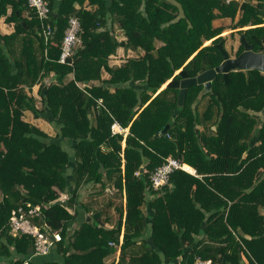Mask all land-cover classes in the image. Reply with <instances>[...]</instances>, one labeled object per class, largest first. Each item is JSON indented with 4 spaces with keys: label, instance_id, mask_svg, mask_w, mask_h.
Here are the masks:
<instances>
[{
    "label": "trees",
    "instance_id": "16d2710c",
    "mask_svg": "<svg viewBox=\"0 0 264 264\" xmlns=\"http://www.w3.org/2000/svg\"><path fill=\"white\" fill-rule=\"evenodd\" d=\"M45 1L47 43L28 0H0V19L15 23L0 36V264H108L118 251V264H243L242 255L264 264V74L231 72L228 83L219 74L212 93L199 98L202 86H191L181 105L180 90L165 87L179 70L196 77L219 66L226 30L264 52V0ZM71 18L80 43L61 64ZM121 48L134 57L112 66ZM37 84L40 107L29 94ZM26 112L49 114L56 136ZM115 122L126 137L112 134ZM167 157L198 177L179 170L154 191L150 175ZM83 189L113 194L102 209L92 195L82 201ZM27 205L46 206L31 221L60 233L61 262L37 263L33 239L10 233L12 211ZM80 212L91 221L74 225Z\"/></svg>",
    "mask_w": 264,
    "mask_h": 264
},
{
    "label": "built area",
    "instance_id": "2783aa9c",
    "mask_svg": "<svg viewBox=\"0 0 264 264\" xmlns=\"http://www.w3.org/2000/svg\"><path fill=\"white\" fill-rule=\"evenodd\" d=\"M242 1L244 0H225L226 3ZM28 6L37 14L39 21L41 22L44 40L47 43L52 36L53 31L52 26L47 22L51 13L48 2L45 0H28ZM79 32L80 23L78 19L71 18L69 26L65 31L59 63L66 64L73 58L75 49L80 43ZM79 87L83 88V86L80 85ZM98 103L101 105L102 101L99 100ZM125 130L126 129H123L117 122H115L111 127L113 135H125ZM179 170L192 176H198L197 171L194 168L189 167L173 157H167L164 160V163L158 166L150 175V184L152 189L154 191H160L168 186L170 184L172 174ZM43 208H46V206L27 205L26 209L19 207L18 209L12 211L9 219L10 233L12 236L31 237L34 243V256L38 257L49 255L55 249V244L61 239V235L58 231H43L36 224L32 223V218L39 217ZM120 241H122V237ZM25 264H27V262ZM195 264H212V261L197 259Z\"/></svg>",
    "mask_w": 264,
    "mask_h": 264
},
{
    "label": "water",
    "instance_id": "95a60500",
    "mask_svg": "<svg viewBox=\"0 0 264 264\" xmlns=\"http://www.w3.org/2000/svg\"><path fill=\"white\" fill-rule=\"evenodd\" d=\"M52 16L55 17V13H52ZM240 44L243 45L244 51L236 58H230L223 47V43L218 44L216 47L221 52L223 58V62L219 66L207 71H202L196 77H190L184 70H180L177 75L180 76L181 80L172 79L166 83L165 87L180 90L179 104L181 105L186 97L187 89L191 86H202L203 89L199 95L200 97L211 92L213 82L219 74L223 75L225 83H228V75L231 72L244 71L248 75L250 71L256 70L264 74V52H254L253 46L245 41L244 36H241ZM259 115L264 122V108ZM168 128L167 126L166 129L162 131L161 135L165 134ZM144 167L145 163L140 167V174L144 172ZM30 253L34 255L33 250H31Z\"/></svg>",
    "mask_w": 264,
    "mask_h": 264
},
{
    "label": "rangeland",
    "instance_id": "374dc122",
    "mask_svg": "<svg viewBox=\"0 0 264 264\" xmlns=\"http://www.w3.org/2000/svg\"><path fill=\"white\" fill-rule=\"evenodd\" d=\"M231 25V22L230 20H216L214 22V26H220V25ZM116 34L117 36L120 38V39H124V36L122 35V31H116ZM221 37L224 38V43H223V47L224 49L226 50V52L231 56H235V53L237 52L238 50V47L240 45V38H241V35L237 32V30H226L224 31L222 34H221ZM212 42V40L210 41H207L204 43L203 46H208L210 45ZM159 45V44H157ZM136 54V53H135ZM128 57H134V53L131 52V51H124V49H122L121 51H119L118 53H116L115 57H112L111 59V65L112 66H119L121 65L124 60H126ZM180 71V70H179ZM178 71V72H179ZM177 72V73H178ZM176 73V74H177ZM105 76V75H104ZM172 80V79H171ZM170 80V81H171ZM35 92V93H34ZM30 93H32L34 96H35V99L37 100V105L38 107H40V95L36 94V91L34 90L33 92L31 91ZM43 118H35L33 116V114L31 112H26L25 113V120L40 127L43 131H45L50 137L54 138L56 136V130L55 128L48 122V120L50 121L51 120V117L50 115L46 114L42 116ZM45 118H48V120H46ZM93 190H82V201H88L90 200L89 199V196L92 195V198L96 200L97 202V206L104 209V206H105V203L107 202V200L112 197V191H109V190H100L97 192V195H95L94 192H92ZM114 192V191H113ZM69 198V196H66L64 198H62V202L66 201L67 199ZM110 214L115 217H117L116 213H114V210H110Z\"/></svg>",
    "mask_w": 264,
    "mask_h": 264
},
{
    "label": "crops",
    "instance_id": "0c3cea01",
    "mask_svg": "<svg viewBox=\"0 0 264 264\" xmlns=\"http://www.w3.org/2000/svg\"><path fill=\"white\" fill-rule=\"evenodd\" d=\"M11 13V9H9L8 10V14H10ZM23 16L24 17H27V14H23ZM15 31V23L14 22H8L7 20H6V17H2L1 19H0V36H5V35H11L13 32ZM10 50H13V52L15 53V54H18L19 55V53H20V46H18V45H15L14 44V46H13V44H11V46H10ZM122 50V48L121 49H119L118 50V52L119 51H121ZM117 52V53H118ZM113 57H115V56H113ZM104 78H107L108 77V75L106 74V73H104ZM49 80H50V78H46L45 80H44V83H48L49 82ZM40 85L41 84H37L36 86H34L33 88H32V92L35 90L36 91V94H38L39 95V89H40ZM30 91V92H31ZM35 93V92H34ZM31 96H33L34 98H35V96L32 94V93H29ZM25 119V118H24ZM129 133V128H127L126 130H125V135H124V137H126L127 136V134ZM125 145V142H123V146ZM187 165V164H186ZM189 166V165H188ZM189 167H191V166H189ZM193 168V167H192ZM198 175V174H197ZM198 177V176H197ZM153 198V196L151 195V194H147V200L148 201H150L151 199ZM145 212H147L148 213V215H150V214H152V212H151V210L149 209V208H145ZM89 220V221H91V218L90 217H88V214L86 213V212H80V213H78V215H77V217H76V221H75V223H74V225H76V224H78V223H82V222H84L85 220ZM107 227H109V228H111L112 227V225H110V224H107L106 225ZM119 254H120V251H118L115 255H112V256H110L107 260H106V262L108 263V264H118V260H119ZM242 257V263L243 264H248V260H247V258L244 256V255H242L241 256ZM34 258H32V260H33ZM184 259V258H183ZM37 263H44L45 261H60L61 262V257H60V255H58V253L56 252V250L54 249L49 255H47L46 257H38V256H36L35 257V259H34Z\"/></svg>",
    "mask_w": 264,
    "mask_h": 264
},
{
    "label": "flooded vegetation",
    "instance_id": "af4514ba",
    "mask_svg": "<svg viewBox=\"0 0 264 264\" xmlns=\"http://www.w3.org/2000/svg\"><path fill=\"white\" fill-rule=\"evenodd\" d=\"M243 51H244V50H243ZM236 53H237V52H236ZM236 53H235V54H236ZM239 55H240V54H239ZM229 56H230V55H229ZM236 57H238V56H236V55H235V56H233V57H231V56H230V58H236ZM198 75H199V74H198ZM198 75H197V76H198ZM179 80H181V78H180ZM198 86H199V85H198ZM200 86H201V85H200ZM201 91H202V90H201ZM209 93H212V91H211V92H209ZM199 98H200V96H199Z\"/></svg>",
    "mask_w": 264,
    "mask_h": 264
}]
</instances>
